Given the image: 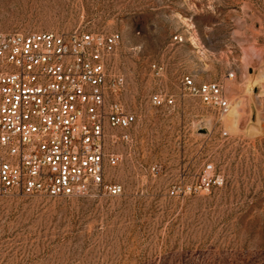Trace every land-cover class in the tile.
Here are the masks:
<instances>
[{
	"label": "rangeland",
	"instance_id": "1",
	"mask_svg": "<svg viewBox=\"0 0 264 264\" xmlns=\"http://www.w3.org/2000/svg\"><path fill=\"white\" fill-rule=\"evenodd\" d=\"M74 30L120 35L110 70L136 116L109 170L123 192L0 195V264H264V0H0V33ZM183 76L224 83L230 113ZM207 164L222 182L204 189Z\"/></svg>",
	"mask_w": 264,
	"mask_h": 264
},
{
	"label": "built area",
	"instance_id": "2",
	"mask_svg": "<svg viewBox=\"0 0 264 264\" xmlns=\"http://www.w3.org/2000/svg\"><path fill=\"white\" fill-rule=\"evenodd\" d=\"M119 41L118 32L0 33V195H122L109 170L118 147L131 148L136 116L118 100L123 76L110 70ZM180 87L218 116L230 113L224 83L183 76ZM150 102L173 106L175 98ZM221 182L207 164L199 187Z\"/></svg>",
	"mask_w": 264,
	"mask_h": 264
}]
</instances>
